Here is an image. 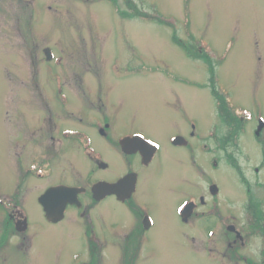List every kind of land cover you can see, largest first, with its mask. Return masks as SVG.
<instances>
[{
	"label": "rangeland",
	"instance_id": "obj_1",
	"mask_svg": "<svg viewBox=\"0 0 264 264\" xmlns=\"http://www.w3.org/2000/svg\"><path fill=\"white\" fill-rule=\"evenodd\" d=\"M133 8L135 14H130ZM142 12L150 18H142ZM45 47L52 50L53 60H46ZM203 54L212 62L213 82ZM62 83L70 89L69 109L75 116L55 113L53 88ZM97 83L106 84L101 100L93 92ZM79 88L93 103L76 95ZM108 88H113L111 97L119 99V128H137L164 139L178 127L185 129L180 118L193 121L198 151L192 170L198 173V193L208 199L207 185L215 183L218 201L229 203V211H238L242 218V177L254 195L262 188L258 181L264 182V0H0V196L8 192L25 208L37 231L35 251L44 252L46 264H68V254L80 246L68 223L44 220L37 195L62 178L83 183L91 169L96 171L91 180L99 173L84 152L75 154L76 149L60 146L52 137L73 126L71 122L85 124L96 112L108 114ZM218 93L228 99L232 113L225 118L218 111ZM18 138L24 144L13 146ZM37 141L51 145V153L60 149L49 160L53 174L44 183L30 174L16 192L15 179L24 178L21 167L41 157ZM162 145L161 155L142 177L139 193L156 213L161 211L164 235L145 263L220 264L221 257L212 261L203 243L193 248L198 251L186 248L185 226L167 214L184 193L195 190L197 177L190 173L187 149L164 141ZM104 154L111 162V153ZM219 206L220 212L226 209ZM3 209L0 233L7 231ZM99 214L120 220L128 210L107 199ZM214 223L200 217V236ZM7 239L6 245L14 244Z\"/></svg>",
	"mask_w": 264,
	"mask_h": 264
},
{
	"label": "flooded vegetation",
	"instance_id": "obj_2",
	"mask_svg": "<svg viewBox=\"0 0 264 264\" xmlns=\"http://www.w3.org/2000/svg\"><path fill=\"white\" fill-rule=\"evenodd\" d=\"M74 76L78 78L79 74ZM94 85L96 88L93 92H97V100L99 96L102 97V86L106 84ZM53 90L55 100L52 101V105L54 109L58 106L57 111L54 112L75 116V111L69 109L73 100L69 93L70 89L64 88L62 83L57 87L54 86ZM75 91H80V94L76 95L85 98L86 103H93L91 96L85 93L84 88L75 89ZM105 91L107 103H110L107 106L111 109L108 114L101 115L96 112L89 116L90 122L85 124L71 122L73 126H64L59 129L58 137L53 136L51 140L52 142L56 140L60 146L70 145L76 149L75 154L80 150L84 152L87 160L98 170V177L91 180L90 175L96 172L91 169L83 183L62 178L61 181L49 183L37 195L38 202L42 194L56 187L74 189L69 193L65 190L64 193H51L47 197L46 201L49 203L53 217L56 216L60 205L66 202L58 219H47L40 207L47 223L60 225L66 222L71 226L68 225L71 234L75 233L79 239L80 248L68 254V264H141V261L142 264H146L145 256L158 249L164 239L160 226L161 211L156 213L149 202L142 201L139 193L144 173L150 172L149 168L162 153L163 141L169 146L187 149V152L191 154L189 156L190 173L197 177L192 183L195 190L184 193L178 202H175L174 208L167 213L176 224L185 226L186 248L193 251L199 243H203L207 246V253L212 261H216V257H221L220 264H264V182L258 181L262 188L259 194L254 195L250 191L248 181L242 177L241 182L246 195L243 201L242 218H239L238 211L234 213L232 209L229 211V203L218 201L220 188L215 183L211 182L207 185V191L210 194L208 199L205 194L198 193V173L192 170V165L195 166L197 163L194 154L197 155L198 151V133L193 121L180 118L185 129L178 127L179 131L166 135L164 139L137 128L132 130L119 128L116 116L120 108L119 99L111 97L113 88ZM136 136L156 144L157 149L153 150L151 146L138 138L136 140ZM174 137L180 140L173 142ZM13 143V146L24 144L22 138H18ZM39 144L42 145L41 157L40 155L32 157L26 167H21L18 163L23 170L24 178L18 181L15 179L13 184L16 192L30 174H33L40 183L46 182L53 174L49 160L60 149L53 150L51 153V145L48 146L40 141L34 143L36 147ZM105 152L111 153V162L106 158ZM215 160H212L213 166L216 164ZM115 166L116 170L111 173L112 176H107V171ZM14 167L16 168L15 165ZM259 167L262 169L261 166ZM257 170L256 166L255 172ZM54 176L60 178L58 173ZM106 184L111 186L107 187ZM212 186L215 188L214 192L211 190ZM107 199L126 206L128 210L126 218L109 221L100 216V206ZM14 200L8 192L0 196V208H4L5 212L4 229L7 230H1L0 233V264H6L8 261L13 264H46L44 252L35 251V240L38 238L35 233L36 227L33 226V221L25 208ZM219 204H224L226 209L220 212ZM200 217H209L215 222L201 236L198 230ZM221 232L222 235H220ZM182 234L180 232V236ZM5 238H11L14 244L6 245ZM13 246L15 247L12 248Z\"/></svg>",
	"mask_w": 264,
	"mask_h": 264
},
{
	"label": "trees",
	"instance_id": "obj_3",
	"mask_svg": "<svg viewBox=\"0 0 264 264\" xmlns=\"http://www.w3.org/2000/svg\"><path fill=\"white\" fill-rule=\"evenodd\" d=\"M126 4H127V7H128V4H129V2L128 1H126ZM135 8H133L132 9V13H130V14H135L134 12H135V10H134ZM139 15V14H138ZM140 16H142V18H150V16H148L147 14H145V13H143L142 12V14H140ZM175 39V38H174ZM181 45V44H180ZM183 46V45H182ZM185 48V47H184ZM186 49V48H185ZM187 50V49H186ZM204 56H206V63H207V65H209V68H210V76H211V79H212V82H213V76H214V71L212 70L213 69V67H212V65H211V63H210V60H209V58H208V56L206 55V54H203ZM219 94V93H218ZM218 109H219V113L221 114V116H223L224 118H225V115H231L232 113H230L229 111H228V108H227V103H225V98L224 97H222L220 94H219V98H218ZM231 120H232V118H231ZM232 122H233V120H232Z\"/></svg>",
	"mask_w": 264,
	"mask_h": 264
},
{
	"label": "water",
	"instance_id": "obj_4",
	"mask_svg": "<svg viewBox=\"0 0 264 264\" xmlns=\"http://www.w3.org/2000/svg\"><path fill=\"white\" fill-rule=\"evenodd\" d=\"M65 190V188H60V187H57V188H54V189H52V190H49L48 191V193L41 199V204L44 206V209H45V211L46 212H49L50 210H49V206H48V202L47 201H45L46 199H47V196H49V194H51V193H64L63 191ZM211 190H212V192H214L215 191V188H214V186H212V188H211ZM67 192V191H66ZM67 193H69V192H67ZM64 202L60 205V207L58 208V214L59 213H62V210H63V207H64ZM61 215V214H60ZM50 218L52 219V217L50 216ZM54 219H58V218H54Z\"/></svg>",
	"mask_w": 264,
	"mask_h": 264
}]
</instances>
